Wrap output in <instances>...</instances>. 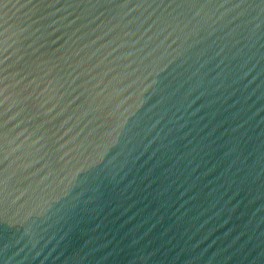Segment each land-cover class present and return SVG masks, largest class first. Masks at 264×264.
Returning <instances> with one entry per match:
<instances>
[{
	"label": "water",
	"instance_id": "water-1",
	"mask_svg": "<svg viewBox=\"0 0 264 264\" xmlns=\"http://www.w3.org/2000/svg\"><path fill=\"white\" fill-rule=\"evenodd\" d=\"M0 264H264V0H0Z\"/></svg>",
	"mask_w": 264,
	"mask_h": 264
}]
</instances>
